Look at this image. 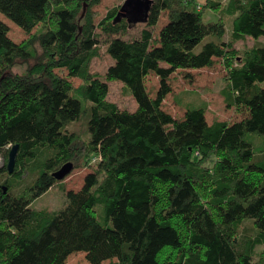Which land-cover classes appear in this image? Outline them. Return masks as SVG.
<instances>
[{
    "label": "trees",
    "instance_id": "trees-1",
    "mask_svg": "<svg viewBox=\"0 0 264 264\" xmlns=\"http://www.w3.org/2000/svg\"><path fill=\"white\" fill-rule=\"evenodd\" d=\"M100 1L0 0V14L29 34L16 42L0 18V153L19 145L14 170L0 167V264H65L79 251L91 264H260L264 151L257 156L251 135L264 134V0H152L148 27L132 39L121 36L129 22L118 6L97 18ZM207 8L220 11L216 20H205ZM103 35L114 59L106 81L91 70ZM246 36L254 45L236 49ZM216 58L227 69L225 100L243 118L209 123L205 105L188 106L182 119L164 109L178 67ZM151 72L160 77L155 96ZM74 77L83 84L75 88ZM113 80L136 110L108 99ZM79 93L91 102L82 142L69 129L83 113ZM95 157L64 206H34L65 163Z\"/></svg>",
    "mask_w": 264,
    "mask_h": 264
},
{
    "label": "rangeland",
    "instance_id": "rangeland-1",
    "mask_svg": "<svg viewBox=\"0 0 264 264\" xmlns=\"http://www.w3.org/2000/svg\"><path fill=\"white\" fill-rule=\"evenodd\" d=\"M206 4L207 0H201ZM225 2L226 0H222ZM202 6L203 4L200 3ZM118 6L120 8V17H125L129 22L128 32L122 37L126 39L137 38L141 36L142 30L147 28V9L145 0H101L94 8L99 11L98 19L104 17L107 12ZM201 6V8H202ZM87 5L85 4V8ZM199 7V6H198ZM220 11H214L212 9H206L203 12L205 20H216ZM0 18H3L10 25V36L16 42H22L29 37L21 27L14 23L9 18L5 17L2 13ZM228 30L225 35L227 41L231 40L232 34V19L227 16ZM169 23V17L167 12L161 16L159 24L153 28L154 36L158 37L161 30ZM262 39H264L262 37ZM255 39L251 36H246L234 42V47L240 51L250 48L254 45ZM108 44L107 37L103 35L101 38V45L99 47V53L94 57L91 63V70L97 74L102 80L106 81V73L110 65L113 64L114 59L107 52ZM28 63L16 66L14 68L17 72H22L26 69ZM163 65H167L163 63ZM66 74V72H64ZM227 75V69L224 65L222 58H216V62L212 66H205L202 68L194 67H178V69L172 73L170 77V83L173 90L170 92L164 102L163 107L168 112L173 114L176 118L182 119L185 116L186 109L192 105H205L207 107L206 117L209 123H213L216 120H228L235 121L243 118L246 114L237 110L235 107L228 106L225 100V90L227 89V81L225 76ZM72 81L76 87L83 84V79L80 77L72 78ZM147 87L152 96H155L159 88L160 77L155 72L148 74ZM109 94L108 99L115 102L122 109L136 110L137 101L129 90L125 87V84L118 80L109 81ZM75 92V91H74ZM73 92V93H74ZM78 92V91H77ZM75 92L74 94H77ZM78 99L83 104V113L79 119L73 121L69 125V129L74 131L79 140H87L89 136L88 132V113L87 108L91 105V102L85 100V97L78 94ZM251 139L254 140L257 156L261 155L264 151V134L251 135ZM82 142V141H81ZM80 142V143H81ZM13 146H10L8 151V157H5V152L0 153V167L9 163V154ZM92 160V164L89 166L83 165L75 167L72 171L63 179L58 182L45 194L40 196L34 201V206L38 209L58 210L65 205L67 201V190H80L85 182V177L89 172L96 169V162ZM17 161V160H16ZM28 172L24 174L26 183L34 180L33 176H27ZM28 177V178H27ZM244 226H251V221L246 220ZM244 228V227H243ZM255 260L260 264H264V244L259 245L256 248ZM65 264H91L87 259V253L79 251L71 254Z\"/></svg>",
    "mask_w": 264,
    "mask_h": 264
},
{
    "label": "water",
    "instance_id": "water-1",
    "mask_svg": "<svg viewBox=\"0 0 264 264\" xmlns=\"http://www.w3.org/2000/svg\"><path fill=\"white\" fill-rule=\"evenodd\" d=\"M147 6L146 9H149L150 4L152 3V0H145ZM18 150H19V145L16 144L12 147L10 154H9V163H8V168L10 170V172H12L14 170L15 164H16V160H17V154H18ZM74 168V164L73 162H67L65 163L59 170H57L54 173V176L60 180L65 178Z\"/></svg>",
    "mask_w": 264,
    "mask_h": 264
},
{
    "label": "built area",
    "instance_id": "built-area-1",
    "mask_svg": "<svg viewBox=\"0 0 264 264\" xmlns=\"http://www.w3.org/2000/svg\"><path fill=\"white\" fill-rule=\"evenodd\" d=\"M199 8H201V4H199ZM95 159H96V157H95Z\"/></svg>",
    "mask_w": 264,
    "mask_h": 264
}]
</instances>
